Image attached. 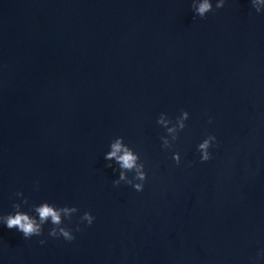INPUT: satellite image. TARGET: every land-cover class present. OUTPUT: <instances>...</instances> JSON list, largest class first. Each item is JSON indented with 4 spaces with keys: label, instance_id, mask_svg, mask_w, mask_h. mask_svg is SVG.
I'll use <instances>...</instances> for the list:
<instances>
[{
    "label": "water",
    "instance_id": "water-1",
    "mask_svg": "<svg viewBox=\"0 0 264 264\" xmlns=\"http://www.w3.org/2000/svg\"><path fill=\"white\" fill-rule=\"evenodd\" d=\"M192 4L0 0V216L79 209L71 242L51 222L30 239L0 224V264H264V12L225 0L201 19ZM118 137L143 192L114 186Z\"/></svg>",
    "mask_w": 264,
    "mask_h": 264
},
{
    "label": "clouds",
    "instance_id": "clouds-1",
    "mask_svg": "<svg viewBox=\"0 0 264 264\" xmlns=\"http://www.w3.org/2000/svg\"><path fill=\"white\" fill-rule=\"evenodd\" d=\"M253 8L256 12H264V0H251ZM225 6V0H217L215 7L212 0H193V10L195 14L201 19L207 18L209 13L215 12L217 9H221ZM190 118L187 111H183L182 114L177 117L176 121L180 129L186 127L184 121ZM172 120L168 118L166 114H161L157 123L164 125L167 128L168 133L175 132V128H169L168 124ZM211 123V120L209 121ZM162 139V145L165 149H170V145L167 139ZM173 139H177L173 137ZM217 142V138L214 135H208L202 143L198 145V151L201 153V163L208 162L212 159L210 149L213 144ZM106 161H115L119 166V178L115 180L114 186L119 187L123 182L133 187L137 192H143L145 183L148 180L147 172L145 171V165L141 162L140 155L135 152L131 147L125 144L123 137L116 138L110 144V151L105 155ZM177 166L181 164V156L179 153H175L173 156ZM108 168H112V164H107ZM129 173H134L132 178H129ZM22 192L16 193V196L23 197ZM23 204H28L27 199H23ZM15 209L13 214L0 216V224L6 225L8 229H16L23 234L24 239H30L34 236H42L44 232V226L51 222L53 227L49 230L48 235L54 238L63 237L65 240L71 242L75 240L73 230L64 226L65 218L71 221L72 217L79 212L77 207H56L47 202L40 205L33 206L35 216L25 213L21 210L22 205L16 203L13 205ZM38 217V218H37ZM95 221V217L91 212H85L80 217V223L87 222L88 226H91ZM75 231H82L77 225ZM46 241L41 240L40 243L44 244ZM264 258V251L259 254Z\"/></svg>",
    "mask_w": 264,
    "mask_h": 264
}]
</instances>
